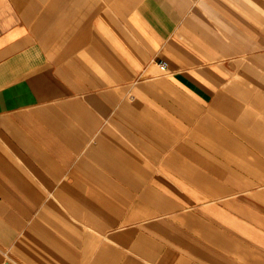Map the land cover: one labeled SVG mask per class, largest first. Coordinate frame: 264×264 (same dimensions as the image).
Returning <instances> with one entry per match:
<instances>
[{
    "label": "crops",
    "instance_id": "crops-1",
    "mask_svg": "<svg viewBox=\"0 0 264 264\" xmlns=\"http://www.w3.org/2000/svg\"><path fill=\"white\" fill-rule=\"evenodd\" d=\"M0 264H264V0H0Z\"/></svg>",
    "mask_w": 264,
    "mask_h": 264
},
{
    "label": "built area",
    "instance_id": "built-area-1",
    "mask_svg": "<svg viewBox=\"0 0 264 264\" xmlns=\"http://www.w3.org/2000/svg\"><path fill=\"white\" fill-rule=\"evenodd\" d=\"M159 66H160L162 69L166 70L167 67H168V63H167L166 61H160V62H159Z\"/></svg>",
    "mask_w": 264,
    "mask_h": 264
}]
</instances>
